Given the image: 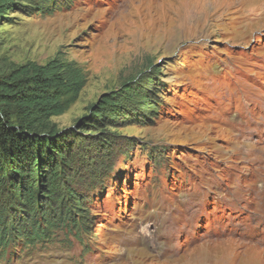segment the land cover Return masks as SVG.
<instances>
[{
	"label": "rangeland",
	"instance_id": "374dc122",
	"mask_svg": "<svg viewBox=\"0 0 264 264\" xmlns=\"http://www.w3.org/2000/svg\"><path fill=\"white\" fill-rule=\"evenodd\" d=\"M12 2L0 73L58 54L86 80L49 118L71 133L69 219L31 175L44 233L18 235L31 213L8 176L0 264H264V0Z\"/></svg>",
	"mask_w": 264,
	"mask_h": 264
},
{
	"label": "trees",
	"instance_id": "16d2710c",
	"mask_svg": "<svg viewBox=\"0 0 264 264\" xmlns=\"http://www.w3.org/2000/svg\"><path fill=\"white\" fill-rule=\"evenodd\" d=\"M11 4L12 0H0V13ZM85 80V72L80 66L58 54L43 64L26 61L0 73V187L1 184L4 187L3 182L9 176L8 182L12 181L22 191V206L27 216L31 213L30 218L23 222V228L15 230L18 235L40 238L44 233L41 214L34 208L31 175L37 177L38 187L44 192L41 197L60 203L56 211L58 216L54 218L69 219L63 201L71 192L64 185L62 174L68 168L71 151L68 138L71 133L55 129L49 118L66 109ZM118 99L117 95H107L95 105V110L91 112L94 123L104 121L106 110L108 107L115 108ZM17 174L22 178L18 183L15 181ZM39 204L44 205L41 200ZM3 216L0 212V221ZM47 223L50 225L49 221ZM73 224L77 230V224L80 226L81 222L74 221ZM10 230H13V223ZM5 233L0 227L1 248L6 244Z\"/></svg>",
	"mask_w": 264,
	"mask_h": 264
},
{
	"label": "bare ground",
	"instance_id": "6f19581e",
	"mask_svg": "<svg viewBox=\"0 0 264 264\" xmlns=\"http://www.w3.org/2000/svg\"><path fill=\"white\" fill-rule=\"evenodd\" d=\"M247 260H248V263H246V264H254V260H256V259L253 258V257H250V258H247ZM228 264H235V262H234V260H232V259L230 258V261H229Z\"/></svg>",
	"mask_w": 264,
	"mask_h": 264
}]
</instances>
